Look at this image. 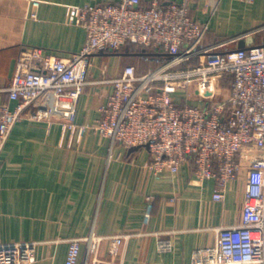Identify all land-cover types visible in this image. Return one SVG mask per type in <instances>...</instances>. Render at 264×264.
Instances as JSON below:
<instances>
[{"label":"crops","instance_id":"0c3cea01","mask_svg":"<svg viewBox=\"0 0 264 264\" xmlns=\"http://www.w3.org/2000/svg\"><path fill=\"white\" fill-rule=\"evenodd\" d=\"M34 1L0 0V100L11 107L16 102L9 100L7 87L25 47H42L64 57L79 52L87 29L77 23L71 9L120 0H37L36 19L31 17ZM188 5L198 21L209 24L207 44L232 38H244L247 46L264 43V30L256 31L264 25V0H189ZM239 39L227 47L237 46ZM141 47L128 43L109 56L110 50L97 52L89 83L76 104L65 94L47 93L15 124L0 158V240L36 242V260L25 264H66L70 239L92 232L132 236L117 253L110 251L108 239L103 240L89 264H193L197 250L217 243L221 227L242 220L245 174L264 166V148L243 147L241 175L229 181L225 198L216 200L215 182L200 181L192 160L177 172L164 169L157 176L148 166V147L112 145L93 127L113 91L106 80L120 75L128 64L147 70L157 63L153 52ZM229 85L230 79L224 77L211 97L193 92L189 102L199 106L226 102ZM175 100L187 103L186 91L178 89ZM81 125L91 128L81 135L77 129ZM148 195L154 197V207L145 223ZM156 232L172 238L171 252L158 249ZM86 257L83 242L80 264Z\"/></svg>","mask_w":264,"mask_h":264},{"label":"built area","instance_id":"2783aa9c","mask_svg":"<svg viewBox=\"0 0 264 264\" xmlns=\"http://www.w3.org/2000/svg\"><path fill=\"white\" fill-rule=\"evenodd\" d=\"M120 0L73 7L71 14L87 29L84 47L68 57L42 47H25L17 63L8 98L0 100V158L5 144L26 109L47 93L67 95L76 104L89 83L90 67L101 50L119 51L128 43L141 45L155 55L157 63L146 71L133 64L108 79L113 91L101 107L93 126L126 147L149 144L148 166L158 176L164 169L177 172L187 160L194 163L200 180L215 182L213 197L225 198L230 180L241 175L240 154L245 145L264 148V43L227 47L239 38L216 44L205 39L209 24L190 12L189 0ZM251 3L255 0H243ZM40 2H33L31 17L38 18ZM264 30V25L256 31ZM230 79L226 102L199 106L189 102L193 92L211 97L223 78ZM186 91L187 103H177L175 93ZM210 93V94H208ZM90 125H81L82 135ZM76 129V127H74ZM246 199L239 223L221 227L217 243L196 251L193 264H264V166L246 171ZM154 197L147 196L144 222L153 214ZM148 234V233H147ZM157 237L161 252H171V237ZM132 234L70 239L66 264H80L82 243L97 255L108 239L117 253ZM36 242L6 243L0 240V264H25L36 260Z\"/></svg>","mask_w":264,"mask_h":264},{"label":"water","instance_id":"95a60500","mask_svg":"<svg viewBox=\"0 0 264 264\" xmlns=\"http://www.w3.org/2000/svg\"><path fill=\"white\" fill-rule=\"evenodd\" d=\"M237 46L240 47V48L247 47L246 40L244 38L239 39V42H238ZM111 52H113V51L111 50ZM139 147L140 146H133V149H136V148H139ZM146 147H149V144H147Z\"/></svg>","mask_w":264,"mask_h":264},{"label":"rangeland","instance_id":"374dc122","mask_svg":"<svg viewBox=\"0 0 264 264\" xmlns=\"http://www.w3.org/2000/svg\"><path fill=\"white\" fill-rule=\"evenodd\" d=\"M101 52H104V50L99 51V53H101ZM116 52H117V51H113V52L110 51V52H107L106 55L109 56L111 53H116ZM155 64H156V63L154 62L153 65H155ZM135 66H136V65H135ZM151 66H152V65H151ZM136 67H137V69H138L139 71H146V70H142V69H144L145 67H142V66H139V67L136 66ZM149 68H150V67H149ZM149 68H148V69H149ZM148 69H147V70H148ZM226 81H227V80H226ZM223 83H224V81H223Z\"/></svg>","mask_w":264,"mask_h":264},{"label":"trees","instance_id":"16d2710c","mask_svg":"<svg viewBox=\"0 0 264 264\" xmlns=\"http://www.w3.org/2000/svg\"><path fill=\"white\" fill-rule=\"evenodd\" d=\"M141 49H142V47H141Z\"/></svg>","mask_w":264,"mask_h":264}]
</instances>
